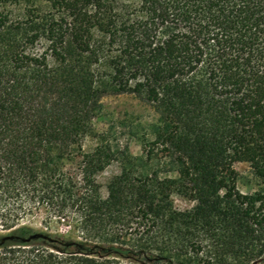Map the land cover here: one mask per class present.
<instances>
[{
  "label": "trees",
  "instance_id": "obj_1",
  "mask_svg": "<svg viewBox=\"0 0 264 264\" xmlns=\"http://www.w3.org/2000/svg\"><path fill=\"white\" fill-rule=\"evenodd\" d=\"M122 94L158 116L141 158L93 127ZM160 155L177 180L135 172ZM0 264H264V0H0Z\"/></svg>",
  "mask_w": 264,
  "mask_h": 264
},
{
  "label": "rangeland",
  "instance_id": "obj_2",
  "mask_svg": "<svg viewBox=\"0 0 264 264\" xmlns=\"http://www.w3.org/2000/svg\"><path fill=\"white\" fill-rule=\"evenodd\" d=\"M158 116L144 102L133 95H108L102 99L100 114L93 120L94 130L98 134H106V138L114 149L128 150L134 158L144 156V145L153 139L152 127L157 125ZM97 145V140L87 138L83 142L86 152L92 151ZM234 169L239 178L237 188L243 193L253 192L258 188L248 163L235 162ZM145 167V168H144ZM143 168H136L135 172L159 171L161 179L177 180L176 172L172 171L167 160L160 156ZM121 165L117 161L111 162L103 171L96 174V181L100 187V195L107 199L110 197L109 184L119 175ZM173 206L177 211H188L195 206V202L189 199L182 191L174 192L171 196ZM22 225L36 232H47L64 237H75L73 227L67 221L50 217L44 209L33 211L22 221Z\"/></svg>",
  "mask_w": 264,
  "mask_h": 264
}]
</instances>
